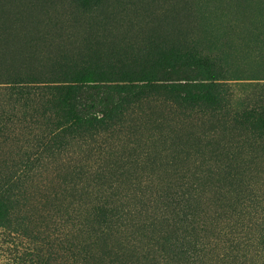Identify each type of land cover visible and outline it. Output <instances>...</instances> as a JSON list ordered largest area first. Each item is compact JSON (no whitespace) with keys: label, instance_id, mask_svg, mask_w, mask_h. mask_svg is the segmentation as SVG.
<instances>
[{"label":"rangeland","instance_id":"374dc122","mask_svg":"<svg viewBox=\"0 0 264 264\" xmlns=\"http://www.w3.org/2000/svg\"><path fill=\"white\" fill-rule=\"evenodd\" d=\"M263 3L0 0V187L4 177L23 176L11 183L18 196L11 197L0 218V264H60L61 238L74 232L70 219L60 217V208L70 209L66 191L73 186L87 190L89 185L91 193L72 204L78 211L73 220L76 226L87 222L81 207H89L97 197L125 210L120 235H127L125 229L138 223L144 225V234L151 226L182 228L167 198V192L175 188L173 178L179 179L177 183L189 182L184 187L191 196L187 198L203 211L197 213L204 223L203 255L210 259L230 243L239 247L236 264H264V130L253 134L250 124H238L243 128L239 135L224 129L221 125L232 124L221 122L220 110L209 99L200 106H156L141 115L131 97L107 124L117 125V130L107 139L105 152L98 151L96 143L88 147L82 135L64 151L45 152L36 145L40 126L54 118L47 111L51 107L47 91L27 99L1 90L13 85L9 83L12 72L52 81L82 64H99L96 72L102 78L132 85L140 77V68L162 62L169 79L181 82L194 74L181 67L172 70L174 62L167 59L178 60L184 50L219 62L228 75L252 76L264 63ZM244 82L226 80L229 85ZM230 88L237 99L251 92ZM85 95H91L96 106H106V99L89 91ZM131 124L143 127L134 141L123 136L125 125ZM171 129L175 130L169 134ZM127 135L132 136L128 130ZM129 142H133L132 150ZM36 148L41 150L38 156ZM121 153L127 156L121 158ZM34 158L28 168L16 165ZM227 192L228 200L219 197ZM244 207L248 216L241 217ZM220 209L227 215L234 210L233 219L243 225L246 242L238 244L229 228L232 222L222 218V211L215 214ZM94 237V232L82 236L89 242Z\"/></svg>","mask_w":264,"mask_h":264},{"label":"trees","instance_id":"16d2710c","mask_svg":"<svg viewBox=\"0 0 264 264\" xmlns=\"http://www.w3.org/2000/svg\"><path fill=\"white\" fill-rule=\"evenodd\" d=\"M261 5L264 6V3ZM199 55L200 53L193 50H184L176 57L178 60L175 57L167 59L169 62H174V65L170 67L172 70L181 67L189 75L194 74L192 78L181 82H173L169 79L167 67H164L162 62H159L156 67L148 63L150 67L146 70L140 68V77L132 85L129 81H121V79L102 78L96 72V66L99 64L96 66L82 64L76 68V71H63L52 81H35L29 75L26 77V75L12 72L9 83L13 85L1 90H10L12 95L27 99H29L27 95L41 96L44 91H47L51 97V100L47 101L51 106L47 111H50L54 118L51 117L49 125L40 126V136L37 138L36 145L45 152L50 149L64 151L80 135L84 142L90 144L88 147L93 148L92 144L96 143L98 151L105 152L109 147L106 143L107 139L113 138L117 130V125L107 124L116 116L121 106H126L124 103L131 97H134L138 103L137 111L141 115L142 111L146 115L147 109L156 106L165 108H172L171 105L200 106L205 99H209L213 108L220 110L221 122L232 124L227 125L229 128L221 125L224 129H230L238 135L243 131L242 125L238 124H250V132L253 134H258L261 129L264 130V63L259 66V70L252 71L254 75L240 78L241 72L228 75L225 67L218 66L219 62L211 60V63L208 60L199 59ZM226 80H247V82L229 85ZM230 87L251 91L250 96H241L243 98L237 99ZM88 91L100 100L106 99V106L98 107L92 103L91 95L83 96ZM121 94L124 96L122 100ZM121 112L125 111L122 109ZM43 114L45 116L44 112ZM125 126V132L122 131L123 136L132 138L133 141L140 136V130L143 128L135 124ZM175 129H171L169 134ZM127 130L132 136L127 135ZM132 143L127 144L130 145V150L133 148ZM40 151L36 148L34 153L38 156ZM125 156H127L125 153H121V158ZM36 159L32 161L27 159L23 161L24 163H16V165L23 166L25 169ZM6 178L4 177L5 182L0 187V218L3 217L4 209L8 206L11 197L18 196L17 192L10 189L11 183L22 180L23 176L17 174ZM71 179L69 177L67 180ZM176 180L179 179L173 178L175 188L167 192V198L174 215L182 222L184 231L182 228L173 229V227L167 230H156L151 226V230L144 234V225L138 223L125 229L127 235H124V232L120 235L118 226L123 225L121 222L124 221L125 210L112 206L105 201L106 198L97 197L93 198L94 203H89V207H81V212L85 216L84 221L87 222L76 226L73 220L78 211L72 209V204L80 202L83 197L90 196L91 193L88 190L89 185L87 190L85 187L79 190H76L74 186L67 188L66 194L69 199L67 207L70 209L60 208V217L70 219L69 223L74 225V232H69L61 238L60 264H236V249L239 248L236 244L229 243L222 249L221 254L217 253L210 259L206 256L207 253L203 255L205 251L204 223L197 216V213L203 211L196 206L193 207V203H190L187 198L191 196L184 187L189 185V182L183 180L177 183ZM221 196L223 200H228L229 192L219 193V197ZM223 210H215V214ZM241 210L244 213L241 217L248 216L246 207ZM234 216V210H231L229 215L225 210L222 218L228 220V223L232 222L230 231L237 236L238 244H241L243 239L246 242L247 235L244 233L243 225L233 219ZM90 226H92L91 231H89ZM89 232L95 233L92 242L82 238L85 234L89 235ZM262 247L264 249V232Z\"/></svg>","mask_w":264,"mask_h":264}]
</instances>
